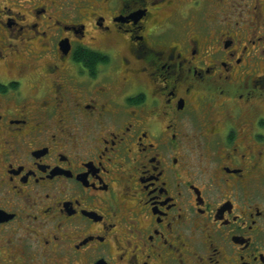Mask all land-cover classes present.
<instances>
[{
	"label": "flooded vegetation",
	"instance_id": "af4514ba",
	"mask_svg": "<svg viewBox=\"0 0 264 264\" xmlns=\"http://www.w3.org/2000/svg\"><path fill=\"white\" fill-rule=\"evenodd\" d=\"M252 1L0 0V264H264Z\"/></svg>",
	"mask_w": 264,
	"mask_h": 264
},
{
	"label": "rangeland",
	"instance_id": "374dc122",
	"mask_svg": "<svg viewBox=\"0 0 264 264\" xmlns=\"http://www.w3.org/2000/svg\"><path fill=\"white\" fill-rule=\"evenodd\" d=\"M224 1H225L224 3L227 5L234 4L233 8L231 10H229V12H233V13H228V15H232L233 17H235L236 13L243 15V13H241V12H244L243 10H239L238 12L234 11V10H237V8H239V7L235 6L237 3L244 4V3H252L253 2L252 0H224ZM215 11L218 12L217 14H219V13L221 14V11H219V10H215ZM236 17H237V15H236Z\"/></svg>",
	"mask_w": 264,
	"mask_h": 264
}]
</instances>
